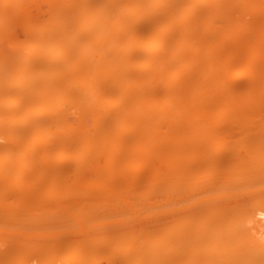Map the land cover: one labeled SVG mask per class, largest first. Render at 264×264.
Listing matches in <instances>:
<instances>
[{"label": "bare ground", "instance_id": "obj_1", "mask_svg": "<svg viewBox=\"0 0 264 264\" xmlns=\"http://www.w3.org/2000/svg\"><path fill=\"white\" fill-rule=\"evenodd\" d=\"M1 186L0 264H264V0H0Z\"/></svg>", "mask_w": 264, "mask_h": 264}, {"label": "rangeland", "instance_id": "obj_2", "mask_svg": "<svg viewBox=\"0 0 264 264\" xmlns=\"http://www.w3.org/2000/svg\"><path fill=\"white\" fill-rule=\"evenodd\" d=\"M66 2H67V1H66ZM64 3H65V1H64ZM90 77L92 78V77H93V74H92V76H91V74H90ZM92 108L94 109V107H92ZM92 108H90V111H92L91 113H90V111H88V113H90L89 116H88V114H86L87 111H86V113H85V114L87 115V116H86L87 121H86L85 125H88V126H85L86 129H84V131L86 130V131H85V134H86L87 136L90 135V133H89L90 130L92 131V132H91V135L93 134V132H95L96 129H95V126H94L93 124L96 123V122H99V120H100V119L98 120V119H96V118H94V119L92 118V115H91V114L93 113ZM89 118H90V119H89ZM91 118H92V119H91ZM95 119L98 120V121H96ZM62 120H63V119H62ZM62 120H61V121H62ZM65 120H66V119H65ZM88 120H89V121H88ZM61 121H59V124H61V125H62V124H65L64 121H62V123H60ZM73 121H74V120H73ZM76 122H77L76 120H75L74 122H72L71 125H73V126H72L73 128H71L70 126H69V128H68V126H66V125H65V126L63 125L65 128H64L63 126L60 127V126H58V124L56 123V125H57L56 128H55V126H54V127H52V130L54 131V129H56V131H57V128H58V131L60 130L61 132H64L67 128H68V129H70V128H71V129H75V128H77V127H76V126H77V123H76ZM90 123H91V124H90ZM92 123H93V124H92ZM67 124H68V123H67ZM69 124H70V123H69ZM89 124H90V125H89ZM91 125H92L94 128H93ZM108 125H109V124L104 125L105 127L102 126V128L104 129V128H106ZM90 126H91V127H90ZM79 127H80V126H79ZM88 127H89V128H88ZM53 128H54V129H53ZM61 128H62V129H61ZM63 128H64V129H63ZM87 128H88V130H87ZM91 128H92V129H91ZM93 130H94V131H93ZM102 132H103V131L101 130V134L103 135ZM79 133H81V132H79ZM97 133H98V131H97ZM91 135H90V136H91ZM82 136H85V135L82 134ZM99 136L101 137V135L98 133L97 137L100 138ZM98 138H96L95 141H93V139H92V141H93L94 143H95V142H100V144H96V143H95V144L97 145L96 147L99 146V147H98L99 150H100V149H101V150H103V149L105 150V149H107L108 146L111 145V144H109L110 142H106V143H107V145H106V143L103 142L101 138H100V140H99ZM96 140H97V141H96ZM98 140H99V141H98ZM94 143H93V144H94ZM104 144H105L106 146H105ZM101 145H103V146H101ZM81 146H82V145H79V148L77 147L78 150H77V153H76V154H77L78 156H80L81 158H83V159H84V157L87 158L86 156H84L85 154H84L83 152H82V154H81V148H82ZM93 146H94V145H93ZM100 146H101V148H100ZM80 147H81V148H80ZM96 147L94 146V148H96ZM104 147H105V148H104ZM79 151H80V152H79ZM99 159L101 160V163H104V161H105V157H104L103 155H101V158H100V156H99ZM64 162H65L66 165H68V163H69L68 160H67V161H64ZM63 164H64V163H63ZM65 164H64L63 166H66ZM16 170L18 171V173H20V172H19V171H20L19 168L16 169ZM13 173H14V174L16 173L15 170H14ZM18 173H16V174H18ZM56 173H57V172H55L54 174H56ZM14 174H13V177H14L16 180H15V179H13V180H15V183H16V181H18V178H19L18 175H19V174H18L17 176H14ZM15 183H12V184H15ZM12 184H11V185H12ZM2 187H3V186L0 187V190H1V191H2L4 188H6V187H3V189H1ZM13 187L16 188V189H18V190H17V191H18V196H17V191H15L16 189H15V190H12ZM4 190H7V188L4 189ZM8 190H9V194H10V196L13 198V199H12V198L9 196V201H11L13 204H15V203L17 202L16 198H19V196H21V194H22L23 192L20 191L21 189L15 187L14 185H13L12 187H9ZM14 191H15V194H14ZM21 192H22V193H21ZM11 193H12L14 196H13ZM11 199H12V200H11ZM14 199H15V200H14ZM13 200H14V201H13ZM11 202H10V203H11ZM14 202H15V203H14ZM37 205H38V204H37ZM34 206L36 207V204H34ZM32 207H33V206H32Z\"/></svg>", "mask_w": 264, "mask_h": 264}]
</instances>
